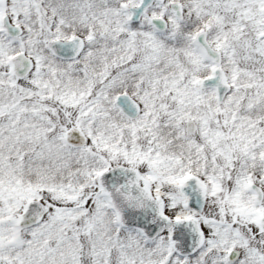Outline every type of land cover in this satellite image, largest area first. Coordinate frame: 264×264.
<instances>
[{"label": "snow or ice", "instance_id": "6c2138e0", "mask_svg": "<svg viewBox=\"0 0 264 264\" xmlns=\"http://www.w3.org/2000/svg\"><path fill=\"white\" fill-rule=\"evenodd\" d=\"M0 264H264V0H0Z\"/></svg>", "mask_w": 264, "mask_h": 264}]
</instances>
